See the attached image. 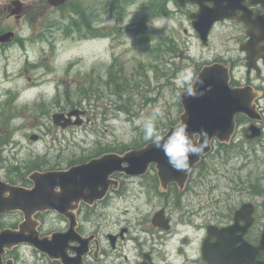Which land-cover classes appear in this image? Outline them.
I'll list each match as a JSON object with an SVG mask.
<instances>
[{
	"label": "flooded vegetation",
	"instance_id": "obj_1",
	"mask_svg": "<svg viewBox=\"0 0 264 264\" xmlns=\"http://www.w3.org/2000/svg\"><path fill=\"white\" fill-rule=\"evenodd\" d=\"M58 1L52 4L50 0H0V35L14 34L9 42H0V48L19 43L22 27L44 25V19L50 17L60 18L59 26L64 32L77 33L78 38L75 34L72 37L76 42L96 43L100 13L107 16L116 12L122 17L131 2ZM224 5L231 8V17L215 22L206 44L200 41L194 23L202 8H214L213 0H204L203 7L191 0H144L143 9L149 22L150 17L176 19V29L183 26L178 18L187 19L189 28L200 44L209 48V53L211 34L217 27L224 28L225 38L217 44L221 46L203 59L202 66L225 67L230 86L243 89L250 99L252 115L235 116L230 138L212 141L210 152L194 165L183 187L176 183L162 187L154 165H150L141 176L148 179V185L143 183L145 197L138 212H132L125 201L113 209V195L121 198L125 190L123 180L113 177L114 183L109 184L102 198L72 201L63 213L39 210L27 224L20 211L1 214L0 231L13 230L16 239H20L7 246L2 254L3 264H264V250L252 249L259 245L264 230V198L256 201L264 187L262 191L257 185L224 190L214 179L207 181L208 174L218 176L230 161L215 151L239 147L236 136L240 133L246 143H256L264 137V0H231ZM250 126H258L261 137L249 138L253 133ZM237 194L239 199L231 201ZM244 204H248L245 217L250 213L246 228L244 216L238 221L235 218ZM10 213L19 216L8 222L6 216ZM50 218L58 220V227L49 228ZM53 233L63 239L60 257L52 258L33 243L25 242L32 236L50 239ZM240 246L250 250H239Z\"/></svg>",
	"mask_w": 264,
	"mask_h": 264
},
{
	"label": "rangeland",
	"instance_id": "obj_2",
	"mask_svg": "<svg viewBox=\"0 0 264 264\" xmlns=\"http://www.w3.org/2000/svg\"><path fill=\"white\" fill-rule=\"evenodd\" d=\"M143 3L131 0L122 17L100 13L96 43L76 42L72 37L77 33L64 32L60 18L50 17L44 25L22 27L19 43L0 48V179L28 187V173L35 167L62 170L102 153L138 149L150 141L135 121L155 106L164 112L158 121L164 134L180 118L183 106L173 98V77L189 64L197 72L227 31L214 29L209 53L187 19L178 18L183 23L178 29L173 18H167L166 29L148 26ZM150 18L156 25L164 17ZM72 110L79 111L73 119L82 123L65 129L53 123L54 113ZM32 133L39 139L31 141ZM236 137L239 147L215 151L230 161L218 176L208 174L207 181L214 179L224 190L257 185L262 191L264 137L256 143L244 142L241 133ZM113 177L123 180L125 189L121 198L113 195V209L125 201L138 212L148 179L122 173ZM262 198L264 193L256 201ZM235 199L238 194L231 201ZM18 216L10 213L6 221ZM48 222L49 228L59 225L57 219Z\"/></svg>",
	"mask_w": 264,
	"mask_h": 264
},
{
	"label": "water",
	"instance_id": "obj_3",
	"mask_svg": "<svg viewBox=\"0 0 264 264\" xmlns=\"http://www.w3.org/2000/svg\"><path fill=\"white\" fill-rule=\"evenodd\" d=\"M52 4H57L58 0H50ZM203 4L204 0H193ZM214 8L204 10L197 15L194 23L201 40L206 43L208 33L212 24L217 20L231 17V0H213ZM223 3V4H220ZM12 32L0 35V42L10 40ZM198 75L203 79L202 88L204 94L201 96L180 98L183 106V113L180 118L186 120L189 131L199 133L201 129L207 132L208 142L202 154L190 156V167L186 171H177L168 163L164 153L155 148L151 142L139 149H131L122 155L117 153H106L90 159L86 163L69 167L66 170H50L45 172L33 171L28 178L33 182L31 188H24L11 185L0 179V214L10 211H21L25 222L35 212L39 210H54L63 213L70 207L72 201H93L102 198L106 193L110 183H114L110 176L115 172H123L126 175H142L150 164H155L157 175L162 187H166L171 182L182 187L188 177L189 171L200 157L210 151V142L214 138L226 141L234 131V117L242 113L252 115L250 99L243 89L233 88L229 85L228 71L221 64H211L203 66ZM78 117L79 111L72 110L68 113H54L53 123L63 128L71 124H79L80 119L72 122L71 116ZM174 126V125H173ZM171 126L168 130H170ZM252 135L249 138L260 136L259 128L250 126ZM168 132V131H167ZM166 132V134H167ZM31 140H37L38 135L32 134ZM199 139V137H198ZM248 204L243 205L235 214L236 221L240 216L246 220L245 228L250 224V213L245 217L244 212ZM15 231L4 229L0 232V264L5 247L10 246L20 239H16ZM62 237L54 233L51 239L36 237L25 239L33 243L37 248L47 253L50 257H60L62 249ZM254 250H264V230L260 243ZM239 250L248 251L247 247H239Z\"/></svg>",
	"mask_w": 264,
	"mask_h": 264
},
{
	"label": "clouds",
	"instance_id": "obj_4",
	"mask_svg": "<svg viewBox=\"0 0 264 264\" xmlns=\"http://www.w3.org/2000/svg\"><path fill=\"white\" fill-rule=\"evenodd\" d=\"M168 23L167 18H161L158 24L149 22L148 26L163 28ZM203 84L204 81L196 73L194 66L189 64L182 67L172 79L173 98L179 99L182 95L193 98L201 96L204 94L200 87ZM163 119L164 112L161 107L155 106L150 114L141 116L135 124L140 128L143 139L161 150L172 168L186 171L190 167V156H199L207 147V132L203 129L199 133L190 132L187 121L177 118L174 126L164 134L158 127V121Z\"/></svg>",
	"mask_w": 264,
	"mask_h": 264
},
{
	"label": "trees",
	"instance_id": "obj_5",
	"mask_svg": "<svg viewBox=\"0 0 264 264\" xmlns=\"http://www.w3.org/2000/svg\"><path fill=\"white\" fill-rule=\"evenodd\" d=\"M4 142H5V141H4ZM36 168H40V166H38V167H35V169H36Z\"/></svg>",
	"mask_w": 264,
	"mask_h": 264
}]
</instances>
